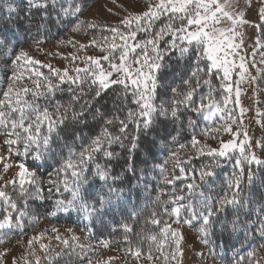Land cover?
<instances>
[{
  "label": "snow or ice",
  "instance_id": "6c2138e0",
  "mask_svg": "<svg viewBox=\"0 0 264 264\" xmlns=\"http://www.w3.org/2000/svg\"><path fill=\"white\" fill-rule=\"evenodd\" d=\"M251 3L252 0H246L247 6L250 7ZM238 4L239 0H235V3L234 0H147L145 10L128 13L120 20L119 26L110 28L111 42L108 37H104L102 45L96 39L91 41L93 45L100 47L104 55L86 56L83 67L65 68L62 71L50 64L42 65L50 72V75L45 76L43 72L35 70L40 61L22 49L17 51V33L25 24L29 31L34 26L39 33L42 30L50 31L51 27L58 28L72 23L73 20L77 21L73 31H80L82 26L95 29L99 27L95 22L79 19L86 8L85 0H23L22 7L15 6L14 0L0 2V20L4 21L3 26H0V53L6 55L5 64L10 65L7 90L3 91V99H0V136L5 137L4 143L8 146L9 154L14 153L17 157L24 158L31 156L34 160L42 161L47 153L55 151L53 134L59 137L61 126L73 129L69 133L72 139L58 145L62 152L67 149V155L63 157L57 170L58 176L62 174V180L59 183L49 180L52 187L48 189L49 193L53 188L56 192H68L70 198L57 199L52 215L57 212H75L93 225L97 220L103 223L104 217L118 209H124L134 187L131 185L132 179L135 178L137 182L135 187L139 186L141 180H145L148 161L156 158L153 148L158 146V141L167 143L169 138L177 141L185 131L194 132L199 126L196 118L214 121L219 116L220 119L237 122L227 107L233 92V85L229 81L237 67L240 69L241 80L248 73L243 56L239 57V65L235 61L240 45L233 42L234 36L239 25L248 23L243 12H236ZM20 12L24 13V23L18 21L16 25L10 24L9 21ZM258 15L264 20V0H261ZM161 20L165 22L157 30L155 25ZM140 33L145 34V38L137 40ZM166 37L169 39H165ZM79 47L83 49L85 45L81 44ZM176 53L179 54L178 65L180 61L185 63L182 83L173 87L162 83L164 76L161 73L168 66L167 60ZM230 56L233 59H229ZM102 61L107 62V66ZM26 65H31L27 77L31 86L21 87L19 85L24 79L21 69ZM217 76L221 81L219 88L213 86V79ZM65 84L69 85V91L74 92L72 103L63 107V110L62 106L57 105L52 111L41 105V98L47 100L55 92L62 91L61 86ZM117 87L123 92L124 107L127 108L123 119L115 113L109 117L99 107H93L92 103L109 89ZM205 88L207 91H202ZM77 91L79 95L75 94ZM221 92L225 95L217 100L216 96ZM235 95V103L239 104V87L236 88ZM129 104L134 107H128ZM240 111L243 113L244 109L241 108ZM89 115L93 121L101 123V131L87 138L86 143L82 140L77 150L75 141L80 137L75 135L74 129L79 125L87 126ZM69 120L71 125L66 123ZM114 124L118 126L119 134H113L109 130V126ZM130 125L135 134L129 133ZM161 130L164 135H160ZM222 131L232 133L231 124L205 128V134ZM150 133L154 135L147 139ZM239 135L237 131L233 133L232 139H220L218 147L200 145V141L192 136V147L197 156L187 157V163L191 165L193 159L201 156L211 158L212 162L201 164L199 169L191 167L186 170L181 166L183 162L177 160L173 166L179 167V174L163 175L165 184L174 185L178 180L187 181L179 189L172 188L168 200L163 202V205L172 206L170 209L163 206V214L169 218L174 217V222L179 223L184 213L183 222L189 226L198 224V231L204 237L205 244L210 243L208 238L217 228L228 238L243 235L247 240L255 235L264 240V196L254 199L250 191H246L252 188L257 178L253 166H264V159L251 150L246 132L243 140L238 139ZM125 141L130 145L128 154L122 157L121 171L115 173L112 162H118L121 154L113 146L118 145L124 149ZM141 148L144 158L139 163L145 165L143 169L138 167L133 156ZM176 156L173 152L172 157L175 159ZM5 159L0 156V162ZM101 159L105 163H101ZM221 161L230 164L232 171L225 177L221 194L213 195L216 169L223 166ZM11 167L12 165L4 163V172ZM18 167L19 199L24 204L29 196L43 199L41 194L44 189L37 182L35 174L23 162ZM160 172L165 173L163 165L160 166ZM0 179L3 177L0 176ZM125 179L129 183L127 190L123 187ZM26 183L34 186L33 192L25 188ZM9 184L15 186L17 181L10 180L0 185V233L4 230L10 232L14 228L22 231L24 228L26 211L4 190ZM205 188L208 189L207 193ZM184 201L186 203H182ZM156 202H160L159 196ZM131 215L135 218L137 214L133 211ZM158 215L153 211L147 223L161 224ZM163 223L159 236L148 233L141 237L140 242L150 241L163 245L170 235L175 238L179 250L182 234L179 230L172 229L167 221ZM122 227L131 231L127 224ZM52 231L55 233L57 230ZM40 238L41 236H34L30 239L29 247L33 240ZM55 238L60 240L59 236ZM72 239L77 240L75 236ZM125 240H128L127 236ZM61 242L66 248L70 247L69 240ZM40 247L43 249L45 246L41 244ZM79 247L83 250L86 246ZM56 255L59 256L60 253ZM133 255L139 258L142 252L137 248ZM249 255L252 256L253 253ZM148 258L152 259L151 254ZM45 259L51 257L45 256ZM254 264H259V261Z\"/></svg>",
  "mask_w": 264,
  "mask_h": 264
},
{
  "label": "trees",
  "instance_id": "16d2710c",
  "mask_svg": "<svg viewBox=\"0 0 264 264\" xmlns=\"http://www.w3.org/2000/svg\"><path fill=\"white\" fill-rule=\"evenodd\" d=\"M97 0H85L86 8L80 16V21L84 22H94L91 20L82 19L83 14L86 12L88 7H90ZM2 2V0H0ZM15 6H23V0H14ZM24 13L20 12L17 17L9 21L10 24L16 25L19 21L23 22ZM77 21L73 20L72 23H66L60 27H51L50 31H41L37 33L36 28L33 26L31 31L28 30L26 24L20 28L17 33L19 37V43L17 44V51L24 50L37 61L41 63L35 66V70L41 71L45 76L50 75L49 69L43 67L42 65H47L46 62L40 59V54L37 53L40 49L54 44L63 36H77L82 39H87L85 48L81 49L79 43L69 47H64L66 54L59 57V60L66 63L67 68L73 69L76 66H84V58L86 56H102L103 52L100 51V47L93 45L91 41L96 39L98 44L104 43V37H108V41L111 42L112 33L110 28L113 26H119L120 23H97L99 27L95 29H88L82 26L80 31H73V27ZM164 20L157 22L155 25L158 30L160 25L164 23ZM4 21L0 20V26H3ZM123 30V29H122ZM258 38L261 43V52L263 54V71L260 77L261 83V93L259 97V104L261 107L260 122H261V141L264 145V21L258 25ZM145 38V34L140 33L137 36V40ZM118 39V38H117ZM165 39H169L166 37ZM39 41V43H37ZM119 42V41H118ZM15 44L16 41H13ZM163 47V44H161ZM139 51V50H137ZM178 53L172 55V58L167 60V67L162 69V75L164 79L162 83L170 84L175 87L182 83L181 75L183 72L184 61H180L179 65L177 63ZM73 57H78L73 59ZM6 55L0 53V99H3V91L7 90V85L9 83L7 76L10 73V65L5 64ZM102 63L107 66V62L102 61ZM51 65V64H50ZM52 66V65H51ZM53 68L59 69L52 66ZM31 65H26L24 69H21L24 75V79L21 81L19 86H31L30 80L27 78L29 75L28 69ZM7 69V71H6ZM61 70V69H60ZM62 71V70H61ZM70 74H73L70 72ZM55 82V77H53ZM221 81L219 76L214 77L213 86L219 88ZM62 91H57L47 100L44 98L40 99L41 105L47 106L49 111H52L57 105L66 107L68 104L73 102L74 92L69 91V85H62ZM73 88L75 86H72ZM202 91H207V89H202ZM79 95L77 91L75 93ZM225 93L216 96L217 100H220ZM88 97H85L87 99ZM157 99V103H159ZM93 107H99L103 113L109 117L114 113L119 115L121 119L124 118L127 108L124 107L123 92L120 88L109 89L106 94L101 98L93 101ZM128 107H134L129 104ZM71 116V112H69ZM196 118V117H194ZM198 119L199 126L194 132L185 131L182 137L178 138L177 141H172L171 138L168 139L167 143L164 141H158V146L153 148L156 153L155 159H149L147 168L148 171L145 174V180H141L138 187H135L136 180L132 179L131 185H133L132 192L128 195L127 203L124 209L116 210L110 213L108 216L104 217V222L101 223L97 220L93 225L89 221L82 218L81 215L72 212L71 214L57 212L55 215L51 213L55 211V202L57 199H63L65 197L70 198L68 192H56L53 188L52 192L49 193L48 189L52 187L49 184V180L59 181L62 180V174L57 175V170L60 168L61 161L64 156L67 155V149L61 151L58 145H62L65 140H71L72 137L69 135L73 131L71 127L65 128L61 126L59 129L60 136L57 137L53 134V148L54 152H49L45 155L42 161L34 160L31 156L24 158L23 156L17 157L14 153L9 154L8 146L4 143L5 137L0 136V156H4L6 159L0 162V185H4L6 181L16 180L17 184L15 186L9 184L4 190L9 192L17 203L23 207L26 211V216L24 217V228L23 230L13 229L12 231L4 230L0 233V249L7 247H14L19 245L24 238L38 230H40L45 224L55 225L61 229L69 231L67 235L61 236L60 240H57L52 234V238L49 243L45 245L42 249L41 247L36 250L39 251L37 254L32 255V251L24 254V259L22 264H254L255 261H259V264H264L263 257L261 255V250L264 245V240H260L258 236H250L249 239L245 240L243 235L239 238L233 236L228 238L226 234H222L219 229H215L210 237V243L205 244L203 242L204 237L199 233V225L194 223L192 226L184 223L185 214L182 213L181 220L179 223L174 222L175 218H169V216L163 214V206H167L169 209L172 205H163V202L168 200L169 195L173 187L179 189L187 181L178 180L175 181L174 185L165 184L163 175L179 174V167H174L173 165L177 160L183 162L181 166L185 167L186 170L191 167H196L199 169L201 164H210L211 158L206 156H201L199 159H193L191 165L187 163V157L197 156L196 150L192 147V136H195L199 141L200 145H210L211 147H218L220 139L227 141L228 132L220 133H209L205 134V128H217L222 125L228 124V120L217 118L211 123H206L202 118ZM71 125V121L68 122ZM232 131H239L240 126L236 123L231 124ZM109 130L113 134L118 133V126H109ZM75 135L80 137L75 141V147L77 150L81 144V141L87 142V138L97 135L101 131V123L98 121H93L91 115L88 117L87 126L79 125L74 129ZM129 133L135 134L132 126H129ZM153 133L149 134L147 139H150ZM160 135H164L161 130ZM240 138V135L238 139ZM145 138L142 136V140ZM229 140V139H228ZM126 147L121 149L118 145H114L113 149L121 154V158L117 162L114 160L112 166L115 173L121 171L120 165L123 164L122 157L126 156L127 149L130 147L128 141H125ZM181 145H184L181 148ZM143 148V145H142ZM138 149L133 156L138 164V167L143 169L145 165L140 164L139 161L144 158L143 151ZM177 154L176 158L172 157V153ZM165 161L167 163L165 164ZM25 163L28 170L35 174V178L40 186L44 189L42 192L43 199L29 196L27 198V203L24 204L18 197L19 192V177L17 173L20 171L18 165L19 163ZM101 163H105L102 159ZM8 163L12 167L4 172L3 164ZM223 165L216 169L215 183L213 184V195L221 194V190L224 187L226 175H230L232 167L227 162L221 161ZM163 165L165 168V173L161 174L160 166ZM253 170L257 173V178L255 183L252 185L250 190L251 195L254 199H259L264 196V166L257 168L253 166ZM26 179H28L26 177ZM145 182H147V188H145ZM99 187V184L97 185ZM62 189V184H60ZM123 187L127 190L129 187L128 181L125 179ZM25 188L29 192L34 191V186L30 184H25ZM163 190V191H162ZM204 191L207 193L208 189L205 188ZM157 196L160 197V202H156ZM198 198V197H196ZM186 203V201L182 202ZM135 211L136 217L133 218L131 213ZM153 211H156L158 219L161 220V224L152 225L147 223L151 218ZM231 218V217H229ZM164 221H167L171 225L172 229H177L182 234V239L180 240L179 250H177L175 244V238L169 235L168 241L163 245L159 243H152L150 241L140 242L142 236L148 233H155L159 236L160 229L164 227ZM127 224L131 231H126L122 225ZM62 231V230H61ZM77 240L73 241V237ZM128 240H125V237ZM69 240L70 247L66 248L62 244V240ZM221 241H226L221 243ZM105 243L107 246H105ZM79 245H85L86 247L81 250ZM139 248L142 255L137 258L133 253ZM74 249V251H73ZM56 253H60L59 256ZM249 253H253L252 256ZM151 254L152 259L148 258ZM187 254L189 257L186 258ZM45 256L51 257V259H45ZM0 264H4L2 255L0 254Z\"/></svg>",
  "mask_w": 264,
  "mask_h": 264
},
{
  "label": "rangeland",
  "instance_id": "374dc122",
  "mask_svg": "<svg viewBox=\"0 0 264 264\" xmlns=\"http://www.w3.org/2000/svg\"><path fill=\"white\" fill-rule=\"evenodd\" d=\"M146 4L147 0H97L88 7L82 19L97 23H120V20L128 13H139L145 10ZM260 4L261 0H252L251 6L249 7L246 5V0H239L238 7L235 9L237 13L243 12L244 19L248 21V23L238 26L237 34L234 36L233 41L240 45L237 49L238 55L235 57L236 64L239 65L241 63L239 57L243 56L245 58L243 62L248 68V73L245 74V79L241 80L239 76V67L233 70L232 79L229 81L233 85V92L227 107L232 113L233 118L236 119V124L240 126L239 140L245 138L244 133L246 132L251 142V150L255 152L257 156L264 159V147H262L264 145L261 141V107L259 104L261 93L260 77L263 71V54L261 52V43L257 35L258 25L264 21L258 15ZM75 43L86 44L87 39L85 40L72 35L63 36L59 38L56 43L40 49L37 53L40 54V59L46 62L47 65L51 64L63 70L67 68V65L59 60V57L66 54L67 51L64 47H69V45L73 46ZM229 59H233V57L230 56ZM252 77H255V79H252ZM237 87L240 89L239 104L235 103V90ZM241 108L244 109L243 113L240 111ZM217 118L220 117L217 116ZM203 121L206 123L213 122ZM228 122L233 124L231 120H228ZM233 133H235V131H232V133L228 132L227 138L232 139ZM52 229H56L57 231L54 233ZM68 233L69 231L55 225L45 224L40 230L27 235L18 246L15 245L12 247V245L7 248H1L0 254L2 255L4 264H22L26 251H32V255H35L39 252L36 250L40 248L41 244L45 246L50 242L52 234L56 237L59 234L64 236ZM34 236H41V238L39 240H33L31 247H29L28 241ZM261 255L264 260V245L261 250ZM186 256V258H188L189 254Z\"/></svg>",
  "mask_w": 264,
  "mask_h": 264
}]
</instances>
